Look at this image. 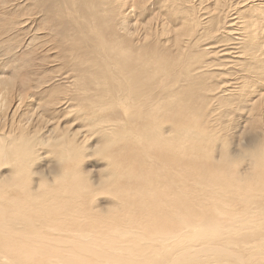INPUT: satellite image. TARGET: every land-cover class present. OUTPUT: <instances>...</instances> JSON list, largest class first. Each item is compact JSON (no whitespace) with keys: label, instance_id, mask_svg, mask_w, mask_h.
<instances>
[{"label":"rangeland","instance_id":"obj_1","mask_svg":"<svg viewBox=\"0 0 264 264\" xmlns=\"http://www.w3.org/2000/svg\"><path fill=\"white\" fill-rule=\"evenodd\" d=\"M59 1L0 0V76L11 80L0 86V264H168L184 244L264 264V113L246 102L264 71L223 55L244 52L245 38L230 46L223 15L205 24L214 0H179L178 17L167 14L170 0H144L132 18L150 37L137 44L170 69L164 77L149 68L128 113L111 104L93 56L71 49L78 8L51 10ZM105 5L109 17L123 13L117 1ZM235 9L264 31V8ZM156 16L171 27L184 20V33L190 18L197 28L171 47L173 33L142 27ZM191 225L218 227L220 238L200 230L190 244Z\"/></svg>","mask_w":264,"mask_h":264},{"label":"bare ground","instance_id":"obj_2","mask_svg":"<svg viewBox=\"0 0 264 264\" xmlns=\"http://www.w3.org/2000/svg\"><path fill=\"white\" fill-rule=\"evenodd\" d=\"M114 1H117L119 9L124 8V10H123V13H119L118 11L113 10L112 16L110 15L111 17H109L107 12H106L107 8H106L105 4H106V2H108V0H63V3H61L59 1L60 3L58 4V7H56L55 5L52 6L51 10H53V9H55L56 11L64 10L66 14H70V12H66L67 9L73 8L74 6L76 8H78V15L79 16L78 17L75 16L74 19L71 20V22H74L75 24L77 22V24H78V25H75L76 27L74 26L76 31L74 32V37H73L74 40H76L77 42H74L72 47H71V45L69 47H71V49H74V48L79 47V44H80L79 48H83V46H84L85 53L86 54L89 53L94 58L93 64H94V66L96 65L98 67L99 78L102 75H104V77L102 79L103 81L102 80L101 81L109 89L111 104H115L117 106H122L124 108V111L131 113L135 110L134 105L137 102L136 101L134 103V99H136L135 97H138V94L140 91L139 89L142 86V83L146 82L145 79L147 78V74L152 71L149 68L150 67L154 68V65H155L154 70H155L156 74L166 77L168 72H169L170 67H169V64L164 61L162 55H158V57H157V55L156 56L150 55V54L155 52L152 50V48L150 46L149 47H139L137 44L140 41L146 42V40L150 37V35L148 34V31H147V33L142 32L143 34H141V35H139L137 33L136 27L139 28L140 25L137 23V20H135L136 19L135 17L132 18L133 17L132 12H135L134 9L136 10V9H141L142 7H144L145 5L143 3H145L146 1L144 2V0H113V2ZM170 1L173 4L174 8L169 9V12L167 13L168 16L172 15L173 17H178L179 14L184 16V11L182 12L180 9H178V8H180L179 7L180 4L178 5V2H177L179 0H170ZM183 1H185V3H187V4H189L191 2V0L190 1L189 0H182L180 3H182ZM231 1H234V2L232 3ZM214 2H215L214 7L211 8L210 11H208L210 14V17L206 20L205 24L211 23L212 17H214L216 20H218V19L222 18L221 15H223L224 16L223 19L227 18L226 27L232 28L230 30L227 29L229 31V33L227 32V30L225 28H223V30L225 29V31L227 32V36L229 35L233 38L230 46H232V44L236 45L237 43H239L240 40H242V42H243L244 38H245V42H246V44L244 43L246 45L245 49L240 48L244 52H241V50L240 51H238V50L233 51L232 50L230 53L222 51L224 57L227 56V54H228L229 55L228 57L231 58L232 60L236 59V60H233L234 66H235V61H236V64H238V63H240V61L243 60L241 58L244 57L245 62H246V64H245L246 68H244V69L247 71V73L250 71L248 64H252V63H254V65H257L258 69H261L264 71V31L260 30V28H259L260 22H259L258 18L255 17L254 15L251 17L250 21H248L246 19L243 21V18H242L243 14L241 15L243 10L241 9L242 10L241 11V10L235 9L237 7L241 8L245 4L249 5L250 3H252V5H260V7L264 8V0H214ZM177 6H178V8H176ZM73 14H76V13H73ZM55 15H57V14L55 13ZM53 18H54V16H53ZM129 18H132L133 21H129L128 20ZM155 18H157V19L154 22H152L153 19H151L148 22L149 26H142V27L150 29V27H152L153 25H157V26L159 25L160 29H161V34L165 35L168 33H173V35L171 34V36L167 39V43L171 47H177L180 43H182L184 45V37L185 36H191V33H195L196 28H197V21L193 20L192 18H190L191 21L188 23L189 28L187 29L186 33H184V20L182 21V23H179L177 26L171 27V24L168 25L167 21H165L164 19H162L158 16H156ZM158 18H160L162 20H160ZM179 18H178V20H179ZM182 18H184V17H182ZM205 19H203L202 21H205ZM110 21H112V23L109 25ZM261 21L264 23L263 19ZM215 22H214V24H216ZM134 26H135L136 30H134L133 32L130 33L129 32L130 28H128V27H133V29H134ZM214 26H216V25H214ZM233 26H236V27L233 28ZM263 27H264V25H263ZM241 28H242V30H241ZM133 29L131 28V30H133ZM202 30L200 29V32ZM117 31H122V32L124 31V33H123V35H120V33H117ZM158 31L160 32V30H158ZM78 32L81 33V35H78L79 34ZM222 32H224V31H222ZM157 34H159V33H157ZM222 35L224 36V34H222ZM234 35H235V37H234ZM199 36H200V34H199ZM210 36H212V35H210ZM130 37H133V38L130 39ZM135 37L137 40L136 39L134 40ZM235 40H237V41H235ZM161 41H162V39H161ZM192 41H194V40H192ZM221 41H223V40H221ZM225 41H226V39H225ZM229 41H231V39ZM157 43H158V41H157ZM163 43H164V41H163ZM185 43L188 44L189 41L185 42ZM239 44H241V43H239ZM169 45H168V47H169ZM217 45H219V44H217ZM220 45H222V44L220 43ZM234 45H233V47H234ZM155 46H156V44H155ZM223 47H226V46H223ZM233 47H231V48H233ZM237 47L235 46L234 48L236 49ZM241 47H243V46H241ZM183 48H182V50H183ZM231 48H230V50H231ZM130 50H131V52H130ZM82 55H84V54H82ZM182 55H183V53H182ZM75 56H76V54H75ZM183 58H184V56H183ZM180 59H182V58H180ZM192 59H193V56H189L186 58L185 63L187 64V66H188V63H190V61H192ZM181 61H177V63L181 62ZM229 61H227V62H229ZM227 62H225V63H227ZM242 62H244V61H242ZM185 63H183V64H185ZM186 64H185V66H186ZM179 65H180V67L184 68L183 66H181V63ZM235 67H238V66H235ZM25 68H27V67H25ZM173 69H174V67H173ZM200 76H202V75H200ZM238 76H240V75H238ZM168 78L169 77H167V79ZM188 78H190V77H188ZM201 79H202V77H201ZM243 79H242V81H243ZM236 80L239 81V79H236ZM188 81H190V79L187 80L186 82H188ZM8 82L11 83V80L9 79V77H3V75L1 74L0 86L3 85L4 88H5V86L8 87V85H7V84H9ZM20 82H26V81L21 79ZM161 82L162 81L160 80V83ZM194 82H196V81H194ZM245 83H244V87L246 85ZM20 84H22V83H20ZM256 87H257V89H252V90L248 91L249 93L247 92L248 96H249L247 98H249V99L246 102H249L250 103V104L248 103L249 105L252 104V105L258 106L257 111H259V112L261 111L260 113H264V87L262 88V86H260V88H259L258 84ZM1 93L2 92L0 91V102H2V99H3V98L1 99V96H3ZM237 93H239V92H237ZM192 94H194V93H192ZM141 96L142 95H140V97ZM143 97H144V95H143ZM243 98L245 99V94H244ZM139 109H140V107H139ZM260 116H262V115H260ZM257 118H260V117L257 116ZM255 132L253 131V136L257 135V134H254ZM248 133H250V132H248ZM257 137H258V135H257ZM252 142H253V140H251L249 142V144ZM235 192L236 191H234V193ZM208 225H211V224H208ZM191 226H192V228H191L192 232H190V234L188 236H185L186 240L191 241L190 244L193 243L192 241L194 239H196L198 236H202L201 234H199L200 230H203L205 232V234H203L204 236L210 234V235L216 236L218 238L221 235V234H219L220 228L215 227V226L214 227L211 226V227L203 228V229H200L198 227V225H191ZM176 241H177V239H176ZM189 241H187V242H189ZM194 243H195V241H194ZM176 244H177V242H176ZM168 245H170V244H168ZM170 246H172V245H170ZM10 251H11V249H10ZM35 251H38V250H35ZM45 251L47 252V250H45ZM21 252L19 253V255L21 254ZM201 252L205 253V254L206 253L213 254L214 256H216V258H213V259L211 258L212 261L215 260V262L213 264H246L245 261L243 260V258H241L237 253L228 250L227 248H224L221 246L220 247L219 246L212 247V246H206V245L190 246L189 247L188 244H184V249L178 255H175L173 260L171 258L172 261H170L168 264H202L204 262L203 260L205 258H201L198 256V254ZM55 254L56 253H54V255ZM77 254H79V253H77ZM21 256H22V254H21ZM49 256H51V255L49 254ZM77 256H79V255H77ZM79 257H81V256H79ZM58 259H59V257H58ZM80 259H82V258H80ZM206 261H208V263H209L208 259ZM58 264H69V263L64 262V260L63 261L61 260L60 262L58 261Z\"/></svg>","mask_w":264,"mask_h":264},{"label":"clouds","instance_id":"obj_3","mask_svg":"<svg viewBox=\"0 0 264 264\" xmlns=\"http://www.w3.org/2000/svg\"><path fill=\"white\" fill-rule=\"evenodd\" d=\"M52 142H55V141H50L49 143H52ZM58 163H59V161H58Z\"/></svg>","mask_w":264,"mask_h":264}]
</instances>
